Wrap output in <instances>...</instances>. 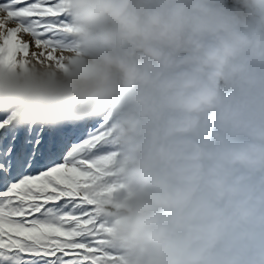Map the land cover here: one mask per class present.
Wrapping results in <instances>:
<instances>
[{
	"label": "clouds",
	"instance_id": "9594fccd",
	"mask_svg": "<svg viewBox=\"0 0 264 264\" xmlns=\"http://www.w3.org/2000/svg\"><path fill=\"white\" fill-rule=\"evenodd\" d=\"M59 7V59L0 60V108L107 118L112 264H264V0Z\"/></svg>",
	"mask_w": 264,
	"mask_h": 264
},
{
	"label": "snow or ice",
	"instance_id": "6c2138e0",
	"mask_svg": "<svg viewBox=\"0 0 264 264\" xmlns=\"http://www.w3.org/2000/svg\"><path fill=\"white\" fill-rule=\"evenodd\" d=\"M61 0H0V60L55 61ZM108 120L41 122L0 108V264H112L95 211Z\"/></svg>",
	"mask_w": 264,
	"mask_h": 264
}]
</instances>
